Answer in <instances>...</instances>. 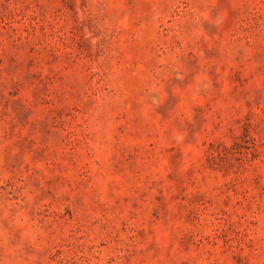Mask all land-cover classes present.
I'll use <instances>...</instances> for the list:
<instances>
[{
	"label": "rangeland",
	"instance_id": "rangeland-1",
	"mask_svg": "<svg viewBox=\"0 0 264 264\" xmlns=\"http://www.w3.org/2000/svg\"><path fill=\"white\" fill-rule=\"evenodd\" d=\"M0 264H264V0H0Z\"/></svg>",
	"mask_w": 264,
	"mask_h": 264
}]
</instances>
